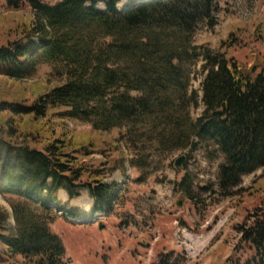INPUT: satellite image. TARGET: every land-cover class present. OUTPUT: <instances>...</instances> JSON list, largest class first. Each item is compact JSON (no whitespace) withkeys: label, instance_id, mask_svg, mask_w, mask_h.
<instances>
[{"label":"trees","instance_id":"1","mask_svg":"<svg viewBox=\"0 0 264 264\" xmlns=\"http://www.w3.org/2000/svg\"><path fill=\"white\" fill-rule=\"evenodd\" d=\"M6 1L15 8L24 2ZM28 1L34 18L24 24L21 38L0 45V75L24 80L50 64L63 82L31 104L0 99V189L20 198L13 205L14 226L0 207V247L7 256L67 264L66 245L52 229L60 190L72 200L87 189L98 201L95 213L111 208L117 197V185L81 160L72 139L31 145L42 132L22 124L37 123L52 109L107 132L135 127L179 98L202 107L192 134L220 147L225 161L219 187L225 195L244 175L264 167L263 62L256 54L250 63L228 55L238 41L234 31L218 48L193 42L200 23H218L219 0H139L127 9L119 7L123 0ZM198 59L200 91L188 90L185 64ZM236 231L239 242L225 264H264V208H255ZM160 257L158 264H168L175 256Z\"/></svg>","mask_w":264,"mask_h":264},{"label":"rangeland","instance_id":"2","mask_svg":"<svg viewBox=\"0 0 264 264\" xmlns=\"http://www.w3.org/2000/svg\"><path fill=\"white\" fill-rule=\"evenodd\" d=\"M41 1L54 5L59 0ZM134 2L139 0H123L119 7L127 9ZM217 16L212 28L199 24L194 44L218 48L234 31L238 41L228 55L250 63L256 54L264 65V0H219ZM33 18L28 0L18 8L0 0V45L21 38L24 24ZM201 66V59L186 62L188 90L200 91ZM61 82L50 64L40 65L24 80L0 75V99L31 104ZM181 102L175 98L135 127L107 132L61 118L59 109L50 110L37 123L26 119L22 124L41 130L42 136L31 143L38 148L54 137L72 139L81 160L99 170L105 182L117 185L112 207L96 213L98 201L87 189L72 200L62 191V207L52 204V224L66 245L67 264H158L163 253L175 256L168 264L175 260L177 264H225L232 255L239 242L236 226L255 208H264V167L244 175L240 185L225 195L219 187L225 161L220 147L192 134L202 107ZM183 155L186 159L179 167L175 162ZM19 200L15 193L0 189V207L9 213L12 226L13 205ZM68 209L79 215H70ZM37 260L7 256L0 247V264H36Z\"/></svg>","mask_w":264,"mask_h":264},{"label":"water","instance_id":"3","mask_svg":"<svg viewBox=\"0 0 264 264\" xmlns=\"http://www.w3.org/2000/svg\"><path fill=\"white\" fill-rule=\"evenodd\" d=\"M185 159H186V156L183 155V156L179 157V158L176 160L175 164H176L177 166L181 167V166H183V162H184Z\"/></svg>","mask_w":264,"mask_h":264},{"label":"crops","instance_id":"4","mask_svg":"<svg viewBox=\"0 0 264 264\" xmlns=\"http://www.w3.org/2000/svg\"><path fill=\"white\" fill-rule=\"evenodd\" d=\"M62 191H63V193H65V194L67 193L66 190H63V189H62V190H60V192H59V196L61 195ZM64 198H65V197H64ZM54 227H55V224H54V225L52 224V229H54ZM54 232H56L55 229H54ZM56 233H57V232H56Z\"/></svg>","mask_w":264,"mask_h":264}]
</instances>
